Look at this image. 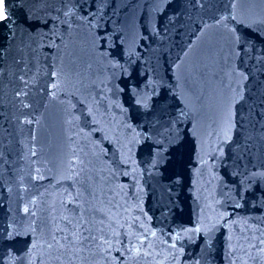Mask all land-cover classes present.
Wrapping results in <instances>:
<instances>
[{"label":"water","instance_id":"1","mask_svg":"<svg viewBox=\"0 0 264 264\" xmlns=\"http://www.w3.org/2000/svg\"><path fill=\"white\" fill-rule=\"evenodd\" d=\"M49 3L52 7L43 0H24L23 5L13 0L11 12L15 22L0 25V47L5 49L0 52V255H6L9 249L18 255L25 253L30 238L27 230L33 220L38 228L41 222L52 227L56 223L64 226L60 216L74 213L65 209L61 201L72 199L69 194L74 195L87 180L97 198L91 200L85 193L81 197L82 207L97 209L95 214L86 213L96 234L101 226L108 232L109 217L117 216L125 224L122 231L156 232V237L149 236L156 249L153 255L132 259L125 254L123 259L127 264H176L170 252H176L179 264H232L234 260L241 264L237 260L243 256L240 245L247 248L248 239L264 232V184L254 180L241 198L235 196L236 189L231 182L238 178L228 174L232 171L231 161L227 169L217 165L215 181L209 171H194L198 145L192 135L195 132L207 140L225 105L234 104L237 132L233 142L238 146L247 143L252 148L254 162L264 161V67L252 60L240 65L248 79L242 85L243 99H239L241 81L229 75L231 61L225 63V33L217 28L201 32L205 21L227 14L231 0H202V6L189 4V0H108L105 11L121 25L126 48L142 56L128 65L126 53L123 58L117 55L116 59L128 67L132 76L117 71L115 78L95 50L86 25H74L67 32L62 31V41L57 40L59 49L40 46L29 39L30 34L22 23V9H31L37 15L48 12L54 18L56 5L54 0ZM232 11L238 20L252 24L253 29H260L264 35V24L256 23L264 18V0H239ZM228 23L242 28L233 21ZM260 47L264 45L257 43L258 50ZM119 51L113 49V52ZM176 64L180 65L179 69L174 67ZM53 71L63 73L58 91L51 87L55 79L50 76ZM145 74L163 78L158 90L161 95L168 93L167 104L173 103L169 89L177 84L179 76L180 87L176 90L183 92L191 109L190 122L195 128L190 131L188 121L185 122L181 128L182 146L164 166L162 176H144L133 188L132 175H122L119 168L113 173L114 166L109 161L114 157L111 153L108 157L99 156L97 145L111 147L103 139L104 134L111 135L109 129L116 130L125 117L136 125L141 120L139 110L127 93H119L114 88L108 95L129 111L122 115L119 108H112L105 113L101 107L96 119L100 121L97 127L104 131L90 133L93 125L84 124L80 115L84 105L78 101L85 96L90 100L100 93L102 82L124 87L126 83H139ZM234 88L237 92L232 91ZM53 91L55 96L51 95ZM18 92L21 94L17 95ZM227 148L233 152L238 150L231 144ZM146 149L147 145L133 149L134 159L141 167H147ZM213 198L226 207L213 205L216 208L213 212L208 207ZM236 201L241 203L240 208L232 206ZM25 206L30 211L34 208L36 216L26 215ZM221 211L232 214L228 221L235 223L218 219ZM198 219L204 230L186 232L198 226ZM129 222L131 228L127 226ZM13 228L20 234L13 239L6 238L4 233ZM177 233L180 235L177 250L161 243L170 234ZM181 247L182 252L178 251ZM95 252V249L85 250L73 258L72 264H120L113 259L120 255L116 251L107 258L94 255Z\"/></svg>","mask_w":264,"mask_h":264},{"label":"snow or ice","instance_id":"2","mask_svg":"<svg viewBox=\"0 0 264 264\" xmlns=\"http://www.w3.org/2000/svg\"><path fill=\"white\" fill-rule=\"evenodd\" d=\"M43 2L48 7H52L49 0H43ZM238 2L239 0H231V3L227 5V8L230 9L227 14L221 13L219 16L213 17L211 21H205L201 26V32L209 28H217L225 33L227 44V51L224 52L225 63L231 61L229 75L238 77L241 81V91L237 92L235 88L232 91L237 92L239 99L242 100V85L243 82L247 81L248 75L241 69L240 65L252 60L264 67V47H260L259 50L257 48V43L264 45V35H261L260 29H253L252 24L237 19V15L232 10L236 9ZM15 3L23 5L24 0H15ZM54 4L56 5L54 18L48 12L37 15L31 9H22L24 12L22 23L25 24L30 34V40L38 42L40 46H55L59 49L60 45L57 44V40L60 39L62 41V31L67 32L74 25H86L92 34L95 50L99 52L100 58L112 70L111 76L115 78L117 71L120 74L128 73L129 77L132 76L128 72V67L121 64L120 60L116 59V56L119 55L123 58L126 53L128 65L139 61L142 56L140 52H134L130 48H126V40L120 30L121 25L105 11L109 6L108 0H54ZM189 4L202 6V0H189ZM13 6V0H0V25L8 26L15 22L11 12ZM228 21L242 25V28H238L235 25L230 26ZM256 23L264 24V18H261ZM33 24L36 25L35 28ZM253 30L256 33L255 35H253ZM5 40L7 41V37ZM113 49H119L120 51L116 53L113 52ZM4 50L0 47V52ZM174 67L179 69L180 65L176 64ZM62 75L63 73L60 71L50 73V76L55 78L51 87L57 91L61 87L59 78ZM21 79L23 80V77ZM25 84H27L26 81ZM162 85V77H149L147 74L139 83H126L124 87H119L118 84L109 86L102 82L100 93L92 96L90 100L88 96H85L82 101H78L84 105L80 113L84 118V124L90 123L93 125L90 133L104 131L102 128L97 127L100 125V121L96 119V115L101 107L104 108L105 113L112 108H119L122 115L129 111L128 108L124 107L123 103H116L115 98L108 95V93L113 92L114 88H118L119 93H127L132 104L139 110L141 120L137 121L136 125H133L131 120L125 117L117 125L116 130L109 129L112 132L111 135L104 134L103 139L107 140L112 145L111 147L97 145L99 156L108 157L111 153L114 157L113 160L109 161L114 166L113 173L119 168L122 170V175H132L135 181L133 188L139 184V181L144 176L154 177L157 174L162 176V169L169 162L173 153L178 152L182 146L181 128L185 125V122L188 121L187 127L190 131L195 128V125L190 122L191 109L189 104L186 102L183 92L176 90L180 87L179 76L177 77V84L169 89L173 96L172 104L166 103L168 93L161 95L158 90ZM20 94L19 92L17 93V95ZM24 94L26 95V93ZM51 95L55 96L56 91H53ZM27 106L25 105V107ZM69 122L71 123V121ZM28 123L31 124L32 121H28ZM138 127L139 130H137ZM120 128L125 131L121 133L119 131ZM236 132L234 104L225 105L220 120L208 135L207 140L192 132L198 145L195 153L197 168L194 171H209L215 181L218 178L217 165L219 164L227 169L229 161H231L232 171L228 174L238 178L231 182L236 189L235 196L242 198L243 194L248 190V186L254 180L264 184V161L257 160L254 162L252 148L247 143L238 146L237 143L233 142ZM230 144L233 145V148H238V150L236 152H233L232 148H227L226 150L227 145ZM142 145H147L148 158L144 161L147 167H141L133 156V149ZM239 148H243V150L240 151ZM32 155H35V152ZM138 168L140 169L139 173H137ZM76 175L79 176L80 173L77 172ZM39 178L43 179L42 176ZM176 179L179 180V177L177 176ZM219 179L222 180L223 177H219ZM259 186L258 184L257 187ZM140 188L142 190V184H140ZM85 193L91 200L97 198L87 180L79 186V190L74 195L72 193L69 194L72 199L61 201V205L65 209L74 213L72 216H60L64 226L56 223L55 227H52L49 223L41 222L38 228L36 221L33 220L27 230L30 238L29 247L25 253L18 255L9 249L6 255H0V264H18V262L19 264H72L74 257L82 255L85 250L92 252L93 249L96 250L94 255L102 254L105 258L112 251L120 253L119 256L113 258L119 260L120 264H127V261L123 259L125 254H128L129 258L132 259L153 255L156 249L149 236L156 237V232H149L148 230L143 232L138 230L133 232L122 231L125 228V224L119 222V216L115 219L109 217L108 232H105V228L101 226L99 234H96L93 225L87 219L86 213L95 214L97 209L95 207L91 209L82 207L84 202L81 197ZM32 204L35 205V200L32 201ZM68 205H73V207L68 208ZM213 205H219L222 209L226 207L225 204L215 198H213L212 203L208 204V207L215 212L216 208ZM232 206L240 208L242 205L239 201H236L232 203ZM23 211L31 217L36 216L34 208L30 211L29 207L25 206ZM229 215L232 214L221 211L218 219L225 223H235V221H228ZM52 221L55 222L54 216ZM103 224L104 218L101 217V225ZM127 226L131 228V222ZM214 226L212 224V227ZM9 227L12 228L13 226L9 225ZM203 230V226H199L198 219L197 227L185 231L200 233ZM210 230L211 228H209ZM19 234L15 228L4 233L8 239H13ZM179 239L180 235L178 233L170 234L169 239L163 240L161 243L167 244L170 250H177V241ZM247 244V248L243 244L240 245L243 256H238L237 260H240L241 264H249V261L252 264H264V232H261L259 237L253 236L248 239ZM178 251L182 252L183 248H179ZM156 255H159V253L156 252ZM170 255L173 261L179 264L176 252H170ZM244 257H247V259ZM232 264H236V260Z\"/></svg>","mask_w":264,"mask_h":264}]
</instances>
